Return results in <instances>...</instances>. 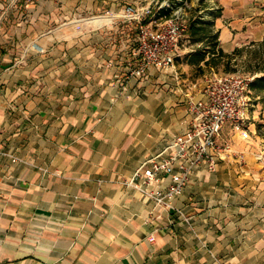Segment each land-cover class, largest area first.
<instances>
[{
    "label": "crops",
    "instance_id": "1",
    "mask_svg": "<svg viewBox=\"0 0 264 264\" xmlns=\"http://www.w3.org/2000/svg\"><path fill=\"white\" fill-rule=\"evenodd\" d=\"M65 3L0 0V264H264V113L223 125L216 170L156 205L125 181L188 128L199 49L133 75L129 5Z\"/></svg>",
    "mask_w": 264,
    "mask_h": 264
},
{
    "label": "built area",
    "instance_id": "2",
    "mask_svg": "<svg viewBox=\"0 0 264 264\" xmlns=\"http://www.w3.org/2000/svg\"><path fill=\"white\" fill-rule=\"evenodd\" d=\"M35 2L39 0H10ZM183 2V0H180ZM162 7H170L164 2ZM171 9V8H170ZM152 8L129 6L124 21L135 31L136 68L131 74L144 76L151 67H168L179 55L180 41L188 32V23L175 11L153 25L146 21ZM254 76L222 73L207 77L199 88L200 96L187 97L192 116L188 128L171 138L164 147L149 156L134 171L126 185L140 191L156 205L171 208L173 200L189 183L197 170L214 172L218 162L230 153V146L219 142L223 125L242 129L248 120V92ZM168 183L163 185V181ZM154 184L156 186L152 187Z\"/></svg>",
    "mask_w": 264,
    "mask_h": 264
},
{
    "label": "rangeland",
    "instance_id": "3",
    "mask_svg": "<svg viewBox=\"0 0 264 264\" xmlns=\"http://www.w3.org/2000/svg\"><path fill=\"white\" fill-rule=\"evenodd\" d=\"M65 5L81 8L83 16H89L91 11L90 6L95 8L100 3L129 5V6H150L155 11V20L152 23L157 25L165 18L158 17L160 5L164 2L169 4L171 13L179 11L184 19L189 22L191 18H198L205 22L211 23L212 33H217L219 46L221 37L227 42V36H237L238 45L228 50L224 44V52L231 55V60L224 59V63L219 66H204L202 71L194 68L182 70L184 74L188 73L193 80L196 89L200 88L204 80L212 75L222 73H238L240 75L254 76L253 82L248 92L249 110L262 114L264 113V85H260V78L264 77V38H260L264 34V0H207L200 3V0H63ZM174 1V3H172ZM240 2V3H239ZM76 5V6H75ZM168 8V7H166ZM233 24H237L233 25ZM225 34H227L225 36ZM262 44V45H261ZM208 40L201 43H193L190 34L180 41L182 50L190 49H207ZM180 57L176 58L172 65L175 69L178 68V62L183 59V52ZM171 67V66H170ZM227 70V71H225Z\"/></svg>",
    "mask_w": 264,
    "mask_h": 264
},
{
    "label": "trees",
    "instance_id": "4",
    "mask_svg": "<svg viewBox=\"0 0 264 264\" xmlns=\"http://www.w3.org/2000/svg\"><path fill=\"white\" fill-rule=\"evenodd\" d=\"M207 0H200V3H203ZM174 3V1L172 2ZM160 13L164 17H168L171 14L170 8L161 9ZM211 23L205 22L198 18H191L188 22V33L190 34L191 40L193 43H201L208 40L209 45L207 49H199L192 56H190L189 62L191 63H200L204 62L206 66L218 67L219 64L224 63V59L231 60V55L225 53L220 47L217 40V33H212ZM262 45V44H261ZM208 57V58H207ZM202 70V67L198 68ZM227 71V70H225ZM260 85H264V77L260 78Z\"/></svg>",
    "mask_w": 264,
    "mask_h": 264
}]
</instances>
